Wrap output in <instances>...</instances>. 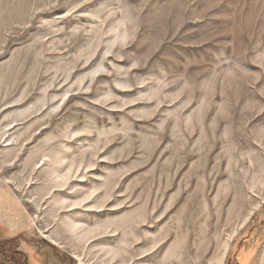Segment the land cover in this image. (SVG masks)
<instances>
[{
  "label": "rangeland",
  "instance_id": "1",
  "mask_svg": "<svg viewBox=\"0 0 264 264\" xmlns=\"http://www.w3.org/2000/svg\"><path fill=\"white\" fill-rule=\"evenodd\" d=\"M185 248L264 264V0H0V260Z\"/></svg>",
  "mask_w": 264,
  "mask_h": 264
},
{
  "label": "bare ground",
  "instance_id": "2",
  "mask_svg": "<svg viewBox=\"0 0 264 264\" xmlns=\"http://www.w3.org/2000/svg\"><path fill=\"white\" fill-rule=\"evenodd\" d=\"M172 256H175V257H170L169 258L170 260L168 259L169 264H190L188 260L189 251L186 248L184 250H181L180 252H177V254L175 252Z\"/></svg>",
  "mask_w": 264,
  "mask_h": 264
},
{
  "label": "crops",
  "instance_id": "3",
  "mask_svg": "<svg viewBox=\"0 0 264 264\" xmlns=\"http://www.w3.org/2000/svg\"><path fill=\"white\" fill-rule=\"evenodd\" d=\"M11 219H12V217H11ZM0 264H7V263H5V262H3V261L0 260ZM32 264H43V263H41V261H39L38 259H36L33 256V262H32Z\"/></svg>",
  "mask_w": 264,
  "mask_h": 264
}]
</instances>
